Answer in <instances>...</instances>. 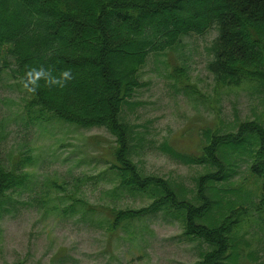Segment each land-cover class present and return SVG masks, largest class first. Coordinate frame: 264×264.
<instances>
[{"label": "rangeland", "instance_id": "obj_1", "mask_svg": "<svg viewBox=\"0 0 264 264\" xmlns=\"http://www.w3.org/2000/svg\"><path fill=\"white\" fill-rule=\"evenodd\" d=\"M218 36L215 22L204 32L183 34L171 48L150 52L141 84L119 110L132 127V155L140 170L169 179L179 198L194 202L197 177L214 166L183 155L201 152L205 130L235 132L239 121L250 119L264 125V85L216 75ZM13 67L8 44L0 43V161L29 170L34 189L11 193L1 214L0 264H202L211 245L184 234L175 206L108 229L112 208L139 207L152 195L114 188L116 175L108 166L115 135L103 125L81 126L40 112L29 104L31 95ZM256 146L254 135L246 133L235 148H226L228 176L206 185L207 215L216 221L221 215L238 218L226 260L238 248L244 264H264L263 178L249 169ZM42 189L49 192L44 206L32 197ZM70 195L87 200L93 210L62 212Z\"/></svg>", "mask_w": 264, "mask_h": 264}, {"label": "trees", "instance_id": "obj_2", "mask_svg": "<svg viewBox=\"0 0 264 264\" xmlns=\"http://www.w3.org/2000/svg\"><path fill=\"white\" fill-rule=\"evenodd\" d=\"M215 22L219 36L214 63L221 71L216 75L247 77L264 85V0H0V43L8 44L19 80L28 67L41 64L53 67L56 75L65 68L73 72L74 79L63 89L48 88L41 81L40 89L30 93L29 104L60 120L105 126L115 135L108 166L116 175L114 188L153 197L139 207L112 208L108 229L175 206L184 234L211 245L202 254V264H244L238 262V248L226 260L235 247L232 231L238 218L221 215L216 221L207 215L211 199L206 185L228 176L226 148H235L236 141L250 133L257 146L250 150L249 169L263 178L264 196V125L250 119L239 121L235 132L205 130L201 152L183 155L188 161L214 166L197 177L194 202L179 198L169 179L140 170L132 155V127L119 116L123 102L141 84V66L150 52L171 48L183 34L204 32ZM30 176L29 170L0 161V217L11 193L34 189ZM52 184L62 187L56 181ZM48 195L42 189L32 197L44 206ZM68 198L62 212L93 210L80 196Z\"/></svg>", "mask_w": 264, "mask_h": 264}, {"label": "clouds", "instance_id": "obj_3", "mask_svg": "<svg viewBox=\"0 0 264 264\" xmlns=\"http://www.w3.org/2000/svg\"><path fill=\"white\" fill-rule=\"evenodd\" d=\"M74 79L71 68H65L54 74L53 67L41 64L39 66H30L26 70L24 77L21 78L20 84L28 93L35 94L41 87V81L48 88H65L67 84Z\"/></svg>", "mask_w": 264, "mask_h": 264}]
</instances>
